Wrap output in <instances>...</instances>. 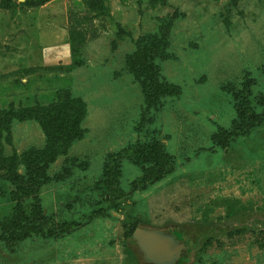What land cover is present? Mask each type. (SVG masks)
Segmentation results:
<instances>
[{"label": "rangeland", "instance_id": "1", "mask_svg": "<svg viewBox=\"0 0 264 264\" xmlns=\"http://www.w3.org/2000/svg\"><path fill=\"white\" fill-rule=\"evenodd\" d=\"M57 90L84 108L52 146L24 106ZM0 111V264H151L137 227L264 264V0H0Z\"/></svg>", "mask_w": 264, "mask_h": 264}, {"label": "trees", "instance_id": "2", "mask_svg": "<svg viewBox=\"0 0 264 264\" xmlns=\"http://www.w3.org/2000/svg\"><path fill=\"white\" fill-rule=\"evenodd\" d=\"M83 3L87 10L88 8H90V6H92V0H83ZM79 26L80 23L76 22L69 29V41L71 43V49L73 52L77 33L80 32L79 30H77ZM48 68L51 69V67ZM34 70H36V68L30 67L24 69L23 71L28 73ZM61 91L63 90H57V92L59 93L57 94L56 100H51L50 102L45 104L36 103L30 107L24 106L29 115L35 117L38 124L42 127L45 133L46 139L48 140L47 143L52 142V146H54V143H57V141L60 139L59 136H62V138L66 137L69 138V140H73L81 133L80 120L82 118L84 104L79 98L69 95V93L66 91ZM60 92L62 94H60ZM235 107L237 118H239L240 121H243L245 119V116H247L248 118L250 117L251 119V117L254 115V113L249 112L250 108L246 106L245 102H243V99H239ZM15 116V114L14 116L13 114L10 115L7 118V122L10 123V121L13 120V117L22 119V117ZM6 124L7 123H3L0 118V129L5 127ZM20 197H22L21 194L17 196V198ZM20 201L21 199H17V202H15L14 206L15 211L18 213L21 211L22 206ZM38 218L45 221V217L42 214H40Z\"/></svg>", "mask_w": 264, "mask_h": 264}, {"label": "water", "instance_id": "3", "mask_svg": "<svg viewBox=\"0 0 264 264\" xmlns=\"http://www.w3.org/2000/svg\"><path fill=\"white\" fill-rule=\"evenodd\" d=\"M144 259L151 264H175L183 244L178 243L174 236L159 230L137 227L132 232Z\"/></svg>", "mask_w": 264, "mask_h": 264}]
</instances>
